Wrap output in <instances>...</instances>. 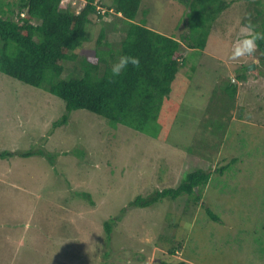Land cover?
I'll return each mask as SVG.
<instances>
[{"label": "rangeland", "instance_id": "obj_1", "mask_svg": "<svg viewBox=\"0 0 264 264\" xmlns=\"http://www.w3.org/2000/svg\"><path fill=\"white\" fill-rule=\"evenodd\" d=\"M179 1L143 0L150 28L177 39L186 35L188 10ZM64 4L75 11L83 6L79 0ZM247 5L240 0L229 7L194 58L195 51L182 42L189 50L188 67L196 65L197 71L181 70L171 94L179 107L158 139L124 126L115 130L83 109L68 113L58 97L0 73V153H11L0 160V264H264V64L253 52L231 58L235 42L253 33L242 24ZM95 22L90 41L79 50L89 56L101 27ZM120 27L108 33L114 45L122 39ZM66 63L67 70L80 72ZM243 65L248 79L238 81ZM78 74L64 72L62 78ZM220 78L238 85L237 106L216 160L208 162L187 147L200 132L202 112L205 116ZM65 114L68 122L55 128ZM174 147L184 150L181 163V157L170 162L176 159ZM26 153L32 156H22ZM231 162L219 175L220 184L211 182L205 190L206 203L221 222L199 218L202 202L188 211L185 198H165L149 208L130 206L138 195L177 187L186 171L218 173ZM164 169L168 177L162 184ZM82 192L91 193L94 205L81 198ZM108 218H121L109 240ZM180 238L182 248L171 254Z\"/></svg>", "mask_w": 264, "mask_h": 264}, {"label": "trees", "instance_id": "obj_2", "mask_svg": "<svg viewBox=\"0 0 264 264\" xmlns=\"http://www.w3.org/2000/svg\"><path fill=\"white\" fill-rule=\"evenodd\" d=\"M79 1L83 4L80 11L73 10L69 4L65 7L64 0H0V73L58 97L65 102L68 113L83 109L104 118L115 130L124 126L136 131L137 135L158 139L167 132L166 125L174 113L176 116L179 107V103L171 102V94L181 70L189 66L186 53L194 50V58V54L204 51L215 21L240 0H180L188 10L183 19L188 33L181 39H177L175 34L166 35L150 28L149 11L142 6L143 0H112L106 5L99 4L97 0ZM245 1L248 5L242 24L261 35L253 54L264 64V0ZM108 17H112L111 21L104 19ZM95 21L101 27L91 52L94 55L89 56L90 53L79 50L90 41L89 30ZM119 25L123 36L114 45L107 36ZM182 42L189 50H183ZM122 55L137 57L139 63L129 64L114 76L112 65ZM66 62L79 66L80 72L67 70ZM188 68L194 73L197 71L196 65ZM242 69L244 72L238 75V81L248 79V66L243 65ZM64 72L79 73L80 76L65 80L62 78ZM186 77L191 82L192 77L188 73ZM211 90L205 116L202 112L200 132L187 147L189 153L208 162L216 160L227 136L237 106L238 85L231 78H220ZM242 111L243 108L239 107V115ZM67 122L68 114H65L54 123V127ZM175 149L178 148H173L176 159H170V162L181 157V163L180 151L184 150ZM7 156L11 153L1 152L0 160ZM22 156L30 157L32 154ZM234 164L231 162V165L217 169L218 173L203 168L186 171L177 187H160L145 196L138 195L130 206L149 208L165 198H185L188 211L202 202L204 211L199 218L221 222L219 215L206 203L208 195H205V190L211 182L220 184L219 175L226 174ZM166 173V169L161 172L159 183H167ZM224 184L227 185L226 182ZM80 196L94 205L91 193L82 192ZM119 219L105 220L107 240L111 239ZM180 239L170 248L171 254L182 248L183 240ZM161 264L186 263L165 260Z\"/></svg>", "mask_w": 264, "mask_h": 264}, {"label": "clouds", "instance_id": "obj_3", "mask_svg": "<svg viewBox=\"0 0 264 264\" xmlns=\"http://www.w3.org/2000/svg\"><path fill=\"white\" fill-rule=\"evenodd\" d=\"M247 31L250 32L251 29H247ZM260 38V34L252 33L250 36H247L241 40H237L234 44L231 58L235 59L246 54H251L256 48V41ZM138 63L139 60L137 57L122 55L120 56L118 62L112 65L111 72L114 76H116L119 75L121 71L125 69L129 64L137 65Z\"/></svg>", "mask_w": 264, "mask_h": 264}, {"label": "water", "instance_id": "obj_4", "mask_svg": "<svg viewBox=\"0 0 264 264\" xmlns=\"http://www.w3.org/2000/svg\"><path fill=\"white\" fill-rule=\"evenodd\" d=\"M254 67H255V65H252L249 69L254 68Z\"/></svg>", "mask_w": 264, "mask_h": 264}]
</instances>
